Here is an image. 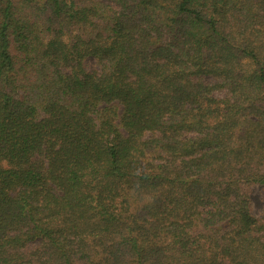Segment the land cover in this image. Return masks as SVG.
<instances>
[{
  "label": "trees",
  "instance_id": "1",
  "mask_svg": "<svg viewBox=\"0 0 264 264\" xmlns=\"http://www.w3.org/2000/svg\"><path fill=\"white\" fill-rule=\"evenodd\" d=\"M264 0H0V264H264Z\"/></svg>",
  "mask_w": 264,
  "mask_h": 264
},
{
  "label": "rangeland",
  "instance_id": "2",
  "mask_svg": "<svg viewBox=\"0 0 264 264\" xmlns=\"http://www.w3.org/2000/svg\"><path fill=\"white\" fill-rule=\"evenodd\" d=\"M252 212L256 216L264 215V190L260 187L250 188Z\"/></svg>",
  "mask_w": 264,
  "mask_h": 264
}]
</instances>
